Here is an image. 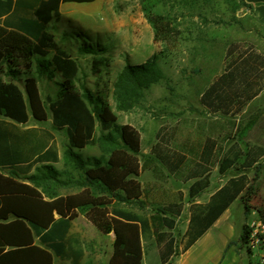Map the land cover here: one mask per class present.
Instances as JSON below:
<instances>
[{
	"label": "trees",
	"instance_id": "trees-1",
	"mask_svg": "<svg viewBox=\"0 0 264 264\" xmlns=\"http://www.w3.org/2000/svg\"><path fill=\"white\" fill-rule=\"evenodd\" d=\"M59 1L42 0L34 9L35 25L39 29L33 37L17 30L0 28V115L25 123L28 119V111L37 121H46L50 112L52 127L64 130L68 141L63 152V169L58 170L50 164L37 166L34 173L24 176L31 186L4 178L3 191L6 196L3 200L5 206L8 205L15 216L13 224L18 226L20 241L16 248L5 252L3 256L9 258L12 264H54L51 252L33 244L32 232L38 234L40 229L47 228L46 232L39 236L40 241L52 249L54 254L58 255L60 249L61 256L71 258L72 255L64 251L63 237L69 221L77 215L76 209H79L101 233L114 232L112 253L106 264H140L141 234L150 230L160 244L166 237V233L161 230L174 227L173 216L179 214L182 206L180 203L162 206L153 210L147 218L121 208L109 207L111 202L103 198L101 193L110 194L124 201L138 200L143 189L136 177L151 157L143 156V160L139 158L141 144L138 131L131 125L117 124L116 116L102 91H92L84 83L79 87L76 86L74 80L79 69L77 60L65 49L56 45L54 36L48 29L51 25L49 21L53 17L52 12L56 21H59L57 13ZM155 4V0H143L142 6L144 16L152 28L153 41L171 44L178 39L180 30L174 26L171 18L153 11ZM67 24L72 29L64 30L63 35L77 43L79 52L93 56L91 73L99 77L102 68L107 66L108 58L102 54L99 42L95 44L93 40L99 41L98 37L93 38L81 28L71 23ZM237 49L236 45L230 46L227 56H232ZM245 50H239V56ZM236 62L234 58L225 64L224 72L218 78L219 81L202 93L200 102L211 112L227 113L231 111L232 106H236L234 111L241 109L243 104L229 102L232 93L220 91L219 87V82L222 80H234ZM54 75L59 77L56 81L57 90L53 95L46 94L43 98L37 79L43 76L52 78ZM165 79L167 77L159 64L157 54H153L140 64L126 63L112 83L117 107L121 110L132 108L143 97L147 88ZM97 124L100 127L98 135L95 133ZM2 134L0 137L5 139L11 137L15 142L23 140L21 136L6 135L4 131ZM95 143L108 147L109 153L105 159L83 157L78 153L77 150ZM51 147L54 161H57L54 143ZM153 155L171 172H174L184 160V156L178 154L175 160L168 153L161 156L155 151ZM248 155L242 162L243 169L253 167L256 161L248 159ZM237 157L239 153L223 160L218 167L219 173L223 174L232 165L235 166ZM41 160L42 156L37 161ZM151 169L154 171L155 167ZM195 169L196 172L191 176L195 180L188 187L190 197L201 192L209 184L208 167L200 165ZM249 182L250 179L245 172L234 174L228 179L216 194L221 198V205L216 208L207 207L206 218L209 217L211 220H208L205 227H208L237 196L240 195L242 199ZM62 186L83 187V189L66 196H59L58 189ZM37 188H40V191ZM11 189L14 190L13 196ZM91 191H97L99 194H92ZM42 193L53 199L44 200ZM243 205L247 219L249 206L244 201ZM54 212L58 214V218H54ZM109 212L115 217L109 216ZM258 212L263 216L260 211ZM249 232L250 229L245 222L240 234V241L244 245L248 241ZM47 238L50 240L46 241ZM172 242V239L168 240V249Z\"/></svg>",
	"mask_w": 264,
	"mask_h": 264
},
{
	"label": "rangeland",
	"instance_id": "rangeland-1",
	"mask_svg": "<svg viewBox=\"0 0 264 264\" xmlns=\"http://www.w3.org/2000/svg\"><path fill=\"white\" fill-rule=\"evenodd\" d=\"M155 3L153 11L171 18L174 26L180 30L178 39L171 44L153 41L152 28L142 8L143 0H113L111 5L101 7L104 12L99 24H84L90 27L93 38L98 37L99 41L93 40L95 44L99 42L102 54L108 58L107 66L102 68L99 77L91 73L93 56L79 52L77 43L63 35L64 30L71 31L70 25L57 21L48 28L56 45L77 60L76 86L84 83L92 91H102L116 116L117 124L131 125L138 131L141 144L139 158L151 157L136 177L143 186L144 197L124 201L110 194H101L107 201H115L117 207L141 214H150L162 206L178 203L182 207L187 206L188 186L191 183L188 180V165L193 155L187 151L179 152L172 146V130L180 128L187 132L190 129L196 136L203 122L210 118L211 111L200 102L206 86L224 70L225 64L234 59L239 50L264 45V29H258L249 15L244 14L241 0H155ZM72 5L77 9L68 8L72 12H67V15L72 14L75 18L82 16L85 9H91V4ZM233 45L238 49L228 57L227 50ZM153 54L159 56V64L167 79L147 88L132 108L119 109L112 88L117 74L126 63L140 64ZM58 80V75L52 78L38 77L37 84L43 98L56 92ZM30 123L52 129L64 152L68 145L66 134L54 130L50 112L46 121L37 122L31 117ZM95 131L98 135V124ZM80 150L85 156L99 159H105L109 153L108 147L99 143ZM155 151L161 156L168 153L173 160L177 159L176 154L183 155L184 160L171 172L155 158ZM153 166L154 171L151 169ZM208 169V178L211 174L213 181H218L217 169ZM242 172H246L250 179L247 191L239 199L240 203L244 201L249 206L246 222L256 219L264 221V158L249 169H243L241 161H238L228 170V175ZM75 190L67 187L65 191ZM94 193L98 194L97 191ZM83 240L87 252L85 264H106L111 249L107 235L96 230L83 231Z\"/></svg>",
	"mask_w": 264,
	"mask_h": 264
},
{
	"label": "crops",
	"instance_id": "crops-1",
	"mask_svg": "<svg viewBox=\"0 0 264 264\" xmlns=\"http://www.w3.org/2000/svg\"><path fill=\"white\" fill-rule=\"evenodd\" d=\"M41 1L0 0V28L17 30L26 33L29 37L35 36L39 27L35 25L36 19L33 11L40 5ZM112 1L75 2L60 0L57 7L59 21L71 23L91 34L90 27L84 24L87 22L99 24L104 12L101 7L111 5ZM241 2L244 5V14L249 15L258 29H264V0H241ZM72 4H91V9H85L82 16H79L80 18H75L71 16L72 14L67 15V12H72L68 8L77 9ZM51 16L53 17L49 24L57 22L53 12ZM245 49L244 47L243 50ZM235 58L237 62L234 80H222L219 82V87L220 91L231 92V99L228 101L233 102V104L234 102L242 103L241 109L234 111L236 106H232L231 111L227 113L209 112L210 118L203 122L201 131H198L196 136L190 129L187 132L181 131L180 128H173L172 130L174 140L172 146L179 152L187 151L193 155L191 164L188 165V180H191L189 186L195 180L191 177L196 172L195 167L200 165L216 168L219 175L218 181H213L210 174L207 187L193 197L188 195L187 206L181 207L179 214L173 216L174 227L161 230L166 233V237L160 244L157 243L150 230L141 234L142 255L140 264H258L256 251L249 250L240 241L242 226L247 220L245 219L244 205L239 202L240 195L231 201L208 227H205L208 220H211L209 217L206 218L207 207L216 208L221 205V198L217 197L216 194L234 175H228V171L223 174L219 173L220 163L225 159L232 158L236 153H239L236 162L241 161V165L247 154H249L248 159L256 160L253 165L258 164L264 158V45L253 46L242 52L241 56L237 52ZM223 72L224 70L206 86L204 91L219 81L218 78ZM31 117L32 115L28 111L27 121L19 123L0 115V134L4 131L5 134L7 133L6 135L12 134L23 137L21 142H15L11 137L8 139L0 137V264L13 263L8 260L9 258H4L3 254L16 248L20 241L18 226L13 224L15 216L10 211L9 206H5L3 200L6 196L3 191L4 178L31 186L24 176L34 173L37 166L50 164L58 170L64 167L63 150L58 143L55 132L46 126L30 123ZM54 130L64 131L55 128ZM53 143L57 161H54L53 157L51 147ZM77 151L83 157H88L83 155L81 150ZM41 156L42 160L37 161ZM7 183L10 182L7 181ZM10 185L13 186L12 183ZM141 187L143 189V186ZM37 189L40 191V188ZM66 189L67 187H59L58 195L66 196L76 193L83 187L76 188L73 192H66ZM13 192L14 190L11 189V196H13ZM91 193L93 194L94 191ZM42 195L44 200L53 199L45 193ZM142 197H144V191L139 199ZM11 204H13V200H11ZM109 207L133 212L127 208L117 207L115 201ZM133 213L149 218L152 211L150 214ZM76 214L69 221L63 237L64 251L70 253L71 258L61 256L62 250L60 249L58 255L54 254L52 249L40 241L39 236L45 233L47 228L40 229L38 234L32 232L33 244L51 252L54 264H85L87 252L83 240V231L96 230L100 232L85 216L84 212L76 209ZM108 214L114 216L111 212ZM54 218H58V214L55 212ZM104 235H107L110 241L109 259L115 235L113 231ZM171 239L173 242L168 249V240ZM49 240L50 238L46 239V241Z\"/></svg>",
	"mask_w": 264,
	"mask_h": 264
},
{
	"label": "built area",
	"instance_id": "built-area-1",
	"mask_svg": "<svg viewBox=\"0 0 264 264\" xmlns=\"http://www.w3.org/2000/svg\"><path fill=\"white\" fill-rule=\"evenodd\" d=\"M250 229L246 247L256 251L258 264H264V221L262 219L247 222Z\"/></svg>",
	"mask_w": 264,
	"mask_h": 264
}]
</instances>
